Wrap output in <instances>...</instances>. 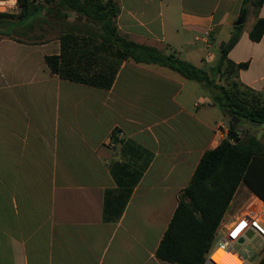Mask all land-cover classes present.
I'll return each instance as SVG.
<instances>
[{"label": "crops", "instance_id": "0c3cea01", "mask_svg": "<svg viewBox=\"0 0 264 264\" xmlns=\"http://www.w3.org/2000/svg\"><path fill=\"white\" fill-rule=\"evenodd\" d=\"M102 1L118 6L120 35L186 61L191 52L185 59L180 48L219 45L242 5ZM0 7L18 13L16 0ZM47 17L52 24L44 26L56 32L42 40L28 39L35 30L28 24L0 36V264H176L156 257L157 247L202 155L229 139L228 119L204 88L152 64L124 61L109 89L60 79L44 58L59 54L63 31L86 22L60 8L39 10L32 21ZM259 18L264 4L248 8L228 59L245 64L236 81L264 100V34L249 38ZM213 59L207 53L204 64ZM253 164L262 197L241 183L223 225L255 200L264 206V154ZM252 263L264 264V244Z\"/></svg>", "mask_w": 264, "mask_h": 264}, {"label": "trees", "instance_id": "16d2710c", "mask_svg": "<svg viewBox=\"0 0 264 264\" xmlns=\"http://www.w3.org/2000/svg\"><path fill=\"white\" fill-rule=\"evenodd\" d=\"M47 3H54L86 22L76 30L63 31L58 37L59 54L44 58L50 72L60 79L109 89L124 61L152 64L201 84L225 117V111L230 110L243 124L251 120L264 123V100L236 81L238 69L245 64L236 65L228 59L230 49L240 37L248 8L257 10L264 0H242V22L232 27L231 37L218 50V60L209 69L120 35L116 27L119 8L112 1L45 0L38 4L34 0H16L18 13L0 12V36H10L17 24H28L30 28L36 12L47 9ZM263 34L264 18H259L249 31V38L258 42ZM221 80L225 83L218 82ZM263 154L264 145L252 134L237 143L225 139L204 152L189 184L178 196V205L157 247L156 257L176 264H202L238 186L244 183L261 199L253 162Z\"/></svg>", "mask_w": 264, "mask_h": 264}, {"label": "built area", "instance_id": "2783aa9c", "mask_svg": "<svg viewBox=\"0 0 264 264\" xmlns=\"http://www.w3.org/2000/svg\"><path fill=\"white\" fill-rule=\"evenodd\" d=\"M259 203L256 200L252 202L227 226L220 222L202 264H253L249 261L248 251H244V255L235 247L243 249L255 237L260 240L261 245L264 244V206Z\"/></svg>", "mask_w": 264, "mask_h": 264}, {"label": "rangeland", "instance_id": "374dc122", "mask_svg": "<svg viewBox=\"0 0 264 264\" xmlns=\"http://www.w3.org/2000/svg\"><path fill=\"white\" fill-rule=\"evenodd\" d=\"M34 2L36 3V0H34ZM43 2H44V1H42V2H38V1H37L38 4H41V3H43ZM46 6H47V9H48V10H57L58 8H60V7H56V4H54V3H51V4L47 3ZM61 8H62V7H61ZM61 8H60V9H61ZM0 12H4V10H3L2 7H0ZM28 20H29V19H28ZM50 20H51V19H50L49 17H47L45 21H43V20L33 21V25L35 26V30H34V32L32 33V35H30V36L28 37V39H29L30 41H38V40H42V39H44V38H46V37H48V36L53 35V34L56 32V29H53V30H51V32H50V31L46 28V26H44V24L46 25L47 23H48V24H49V23L52 24V21L50 22ZM251 21H252V16H251V15H248V16H247V22H246V25H249V24L251 23ZM21 24H22V23H21ZM38 25L43 26V27L46 29V33H45V34L40 33L39 31H37L38 28H37L36 26H38ZM243 25H244V24H243ZM47 30H48L49 32H48ZM13 35H19V34H17V33H13ZM198 36H199L200 39H201L203 35H202V34H199ZM230 37H231V33H230L229 31H221V32H220V36H219V38L223 40L221 43H226V42L229 40ZM221 43H220V44H221ZM220 44H219V45H220ZM219 45H215V44H214V45H212V48H207L206 45H205L203 42L198 41V42H196V45H195L194 48L188 47V48H180V49H181V51H182V55H183V57H184L185 59H187V54H186V53L191 52V57L188 58V59H190V60H189L190 63H192L194 66L199 67V68H202V69H209L210 67L214 66V65L216 64L217 60H218V57H219V51H218ZM173 49H179V47H176V48H173ZM163 51H164L166 54H170V51H169L168 49L163 48ZM183 53H184V54H183ZM207 53L213 55V57H214L215 59H213V61H211L210 63H206V65H205V64H204V60L206 59ZM172 54H173V53H172ZM192 55H194V56L192 57ZM204 65H205V67H204ZM164 69H166V70H168V71H171V70H169V69H167V68H164ZM171 72H173V71H171ZM174 73H175V72H174ZM189 82H190L191 84H193V86H195V87H197V88H200V90L203 91V89H202L203 87H202L201 84H199V83H197V82H195V81H189ZM218 82L221 83V84H224V83H225V81H223V80L218 81ZM226 118H227V117H226ZM227 119H228V118H227ZM228 121H229V119H228ZM245 125H246L250 130H251V129H254V128H253L252 126H250L248 123H246ZM259 139H260V141L262 142V144H264V129H262L261 136H260ZM235 249H236L237 251L242 252L244 255H245V252H244V251H248V252H249V261H253V257H254V253H255V251L261 249L260 240H259L258 238L255 237V238H253V239L249 242V244H248L245 248L241 249V247L236 246Z\"/></svg>", "mask_w": 264, "mask_h": 264}, {"label": "water", "instance_id": "95a60500", "mask_svg": "<svg viewBox=\"0 0 264 264\" xmlns=\"http://www.w3.org/2000/svg\"><path fill=\"white\" fill-rule=\"evenodd\" d=\"M242 22V17L240 16L234 25H239ZM225 43H221L219 45V50H222ZM226 116L229 118L228 121V127L230 129L229 133V140L233 141L234 143H237L241 137H244L248 135V132L244 129V127L240 124L241 120L238 118L234 113L230 110L225 111ZM248 124L254 128V130L251 132L252 135H256L257 139L260 138L262 129H264V123H260L257 121H248ZM241 243L242 240H239Z\"/></svg>", "mask_w": 264, "mask_h": 264}]
</instances>
